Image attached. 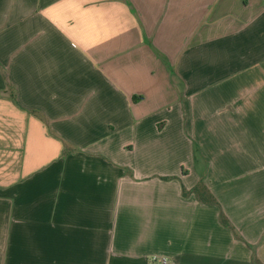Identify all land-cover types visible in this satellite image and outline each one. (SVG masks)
<instances>
[{"label":"crops","instance_id":"obj_1","mask_svg":"<svg viewBox=\"0 0 264 264\" xmlns=\"http://www.w3.org/2000/svg\"><path fill=\"white\" fill-rule=\"evenodd\" d=\"M152 255L264 264V0H0V264Z\"/></svg>","mask_w":264,"mask_h":264},{"label":"trees","instance_id":"obj_2","mask_svg":"<svg viewBox=\"0 0 264 264\" xmlns=\"http://www.w3.org/2000/svg\"><path fill=\"white\" fill-rule=\"evenodd\" d=\"M194 190L196 191V196L200 201L218 205V202L214 199V197L210 194V192L205 188L203 184H198V186H196ZM219 218L222 224L231 228L230 224L221 211L219 214Z\"/></svg>","mask_w":264,"mask_h":264},{"label":"built area","instance_id":"obj_3","mask_svg":"<svg viewBox=\"0 0 264 264\" xmlns=\"http://www.w3.org/2000/svg\"><path fill=\"white\" fill-rule=\"evenodd\" d=\"M150 260L152 263L156 264H170L168 259L164 256L152 255Z\"/></svg>","mask_w":264,"mask_h":264}]
</instances>
